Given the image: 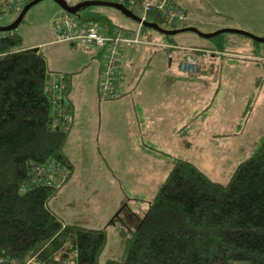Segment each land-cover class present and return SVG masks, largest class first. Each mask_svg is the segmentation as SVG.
<instances>
[{"label":"rangeland","instance_id":"obj_1","mask_svg":"<svg viewBox=\"0 0 264 264\" xmlns=\"http://www.w3.org/2000/svg\"><path fill=\"white\" fill-rule=\"evenodd\" d=\"M65 1L74 4L79 0ZM179 1L182 7L190 3L197 9L200 23H196V28L201 32L235 28L264 37V0ZM127 7L140 16L141 8L137 3L127 4ZM19 9L2 14L0 25L11 23ZM62 11L53 0H40L26 11L14 31L21 36L22 47L41 50L48 69L68 73L70 97L72 101L73 96L80 99L83 112L78 127L84 122V132H74L76 119L73 118L64 151L74 169L52 199L51 209L63 214L66 220L79 219L89 227L105 228L106 245L98 258V264H103L117 249V227L136 225L175 158L192 162L212 180L224 183L237 163L252 154L264 134V42L237 33H224V49L208 60L207 65L200 66L195 74L187 75L178 70L176 60L179 51L188 46L183 41L192 37L208 44L209 40L191 31L166 35L149 29L148 32L163 42L151 47L152 54H162L161 50L168 53L138 60L139 66L144 67L139 71L142 76L134 82L132 92H139L136 90L148 78L165 76L172 79L170 88L175 89L169 104L171 115L146 125L140 103L130 95L132 92L122 93L125 89L122 83L119 86L122 94L115 99L104 101L98 96L95 81L102 67L100 59L94 57L91 63V52L82 43L72 46L56 41L52 24ZM87 12L105 14L121 28L133 29L137 25L119 10L103 5L82 7L70 14L80 17ZM160 26L168 28L170 25L162 22ZM167 36L177 40L172 49L162 47L172 46ZM124 50L125 47L121 58ZM135 52L132 50L133 54ZM247 54L252 56H244ZM170 57L171 66L168 65ZM217 60L222 62L221 68ZM75 67H79V72L73 70ZM218 74L227 81L222 77L214 79ZM181 126L183 129H178ZM115 138H120L121 143L113 141ZM230 264L247 263L231 261Z\"/></svg>","mask_w":264,"mask_h":264},{"label":"trees","instance_id":"obj_2","mask_svg":"<svg viewBox=\"0 0 264 264\" xmlns=\"http://www.w3.org/2000/svg\"><path fill=\"white\" fill-rule=\"evenodd\" d=\"M135 1L142 8L147 0ZM80 18L119 27L99 12ZM146 20L164 22L153 9ZM12 31L0 33V264H98L107 240L105 228L66 220L51 209L73 165L64 151L71 123L51 129L47 94L52 77L63 74L62 96L72 112L67 73L49 71L41 50L22 47L21 36ZM223 35L209 39L211 51L195 48V56L206 53V60L208 54H219L226 43ZM85 47L101 61L99 50ZM51 159L65 166V180L58 186L31 184L39 178L37 168ZM22 185L29 186L23 191ZM117 235V249L103 264H264V134L224 183L175 158L136 225L117 227Z\"/></svg>","mask_w":264,"mask_h":264},{"label":"built area","instance_id":"obj_3","mask_svg":"<svg viewBox=\"0 0 264 264\" xmlns=\"http://www.w3.org/2000/svg\"><path fill=\"white\" fill-rule=\"evenodd\" d=\"M26 1L2 0L0 2V16L6 12L17 10ZM109 1L124 4L126 7L127 4H135L136 2L135 0ZM152 9L161 14L167 25L180 24L186 19L184 8L175 0H159L155 4L147 0L141 8L139 16L141 22H137L136 27L133 29L109 28L107 25L99 22H89L77 15H71L66 11H62L53 21L52 30L56 35L57 41L79 42L95 50H99L98 52L102 55V67L97 88L103 97L113 98L121 92L119 84L124 76L121 58L122 48L140 45L145 42L142 37V20H146V15ZM205 56L206 53L199 56L187 55L180 57L177 61V68L182 73L191 75L195 73L197 64L205 60ZM62 85V74H57L50 80V90L47 94V100L51 104L49 125L52 130L60 126H66L71 121V113L67 110L66 106L67 101L62 96ZM36 172L39 178L34 179L35 181L31 184L39 183L58 186L65 180L68 174L65 166L54 159L39 166ZM28 186L22 185L21 190L25 191Z\"/></svg>","mask_w":264,"mask_h":264},{"label":"crops","instance_id":"obj_4","mask_svg":"<svg viewBox=\"0 0 264 264\" xmlns=\"http://www.w3.org/2000/svg\"><path fill=\"white\" fill-rule=\"evenodd\" d=\"M177 2L179 4H181L179 0H177ZM188 4H189V6H187V5L185 7L183 6L185 8V11H186V19H185V21L182 24L192 25V26L197 27L198 25H196V23L199 22L198 18H197V13H196L197 9L192 7L190 3H188ZM214 26H216V25H214ZM237 26L240 27V25H237ZM127 28H131V27H127ZM143 34H144V36H142V37L145 40L144 43H141L137 47H133V46L125 47V50L123 52L122 70H123L124 76H123V80H122V82H120V84L122 83L124 85L125 89H122V93H123V91L124 92L127 91L128 93H130L132 91H135L134 82L137 81V80H140V77L142 75H139V71H140V69H142L144 67L143 66L141 68L139 66V64H138V60L140 58L147 57L148 59H150V58L154 57V55L162 56L163 53L164 54L168 53V52H164L163 50H161L162 54L160 52H155V53L152 54L153 50H152L151 47L155 46L156 43H158L160 45L163 42L160 41V40L158 41L157 38L154 35H152L150 32H148V31L144 32ZM197 37H200V36H197ZM187 38H188V40L187 41H183V42L188 43V46L185 49H183L182 51H179V53L176 56V60L179 59L180 57L185 56V55H194L195 56L196 55V51H198V50H195V48H197V49H205V50H208L206 48H209V45H210V40L209 39L210 38L208 39L209 40L208 44L206 42H204V41L199 40L198 38H192V37L191 38L187 37ZM171 40H172V42H170V43L175 45L176 44L175 41H177V40L175 38H171ZM58 42H60V41H58ZM245 43L250 48H253V46H251V44H248V42H245ZM72 44L73 43H70V45H72ZM225 46H226V43H225ZM26 47H33V46H26ZM173 47H171V49ZM167 49H169V48H167ZM132 50H136V52H135L136 56L135 57H134L135 54L132 53ZM90 52L91 53H89V56H90V62L91 63H93V58L94 57L100 59L95 54V52H93L92 50H90ZM214 56L215 55H209L208 54V56H207V58H206V60H205V62L203 64L208 62V60L210 61V59L213 58ZM244 56H252V55H248L247 54V55H244ZM172 60H173L172 57H170L169 60H168V65L169 66L172 65ZM88 64H89V62L86 63V65H88ZM217 64H219L220 68L223 66L222 62H220L219 60H217ZM81 68H83V67H81ZM99 68H100V65L98 66L97 74L99 73ZM48 70L51 71V72H54V71H52L50 69H48ZM73 70H76V72H79V67H75V69H73ZM73 70H71L70 72L74 74ZM63 72L65 73V71H63ZM260 76H258V77H260ZM97 77H98V75H97ZM221 77H222V75L218 74V76H215L214 79H216V78L219 79ZM69 80H70V76H69ZM222 80L223 81H227V79H225L223 77H222ZM171 81H172V79L169 80L167 76H165L163 79H158L156 77L148 78L147 80H145L144 82L141 83V85H140L141 88H138L136 90V91H139V92H137V93L132 92L130 94L131 96L136 97L137 101L140 103L139 105L142 107V115L144 116L145 120H147L146 125H148V123L150 125H152L153 121H156L157 119H160L164 115L165 116L166 115H171V112L169 110V107H170L169 104H170V101H172V99H173L172 90L175 89V87L170 88L171 87ZM251 82H253V79H251ZM97 83H98V78L95 81L96 92H97ZM163 84L167 85L168 87L164 86ZM166 88H169V89L168 90H164ZM120 93L118 95H120ZM97 94H98V92H97ZM98 96L100 97L99 94H98ZM115 98H112V99H115ZM101 99H103L104 101L110 100V99H104V98H101ZM68 100H69V103H70L71 109H72V112H70L71 113V121H70L71 128L70 129H72L73 118H75L76 120H75V123H74V125H75L74 126V132L78 131V133H83L84 132L85 123L82 122L81 126L78 127L79 126L78 121L81 119L82 112H83L80 99H78V98L73 96V101H74L73 102L71 97H70V91H69L68 92ZM100 107H101V105H100ZM137 122H138V125L141 124V122H139V121H137ZM163 123L164 122H162V125H163ZM144 124L145 123H143V125ZM82 126H83V128H81ZM183 126H181V128L179 127L178 129H183ZM171 129L172 128H170V130ZM143 131H144V129H143ZM69 132H70V130H69ZM68 137H69V134H68ZM114 140L118 144H120L121 141H122V140H120V138H115V139H113V141ZM69 159H70V157H69ZM70 161H71V159H70ZM71 163H72L73 169H74V164H73V162H71ZM73 169H72V171H73Z\"/></svg>","mask_w":264,"mask_h":264},{"label":"water","instance_id":"obj_5","mask_svg":"<svg viewBox=\"0 0 264 264\" xmlns=\"http://www.w3.org/2000/svg\"><path fill=\"white\" fill-rule=\"evenodd\" d=\"M40 0H30L28 1L20 10L19 14L15 17V19L7 24V25H0V32L4 31H9L13 30L17 27V25L21 22V20L24 17V14L26 11L33 6L34 4L38 3ZM56 2L63 10L67 12H76L78 9L90 5H103V6H109L113 7L117 10H119L123 15L135 20L136 22H141V18L134 14L130 9H128L124 4L118 3V2H113L109 0H80L74 4H69L65 0H53ZM142 25L152 28L162 34L166 35H172L176 33H181L184 31H191L196 33L198 36L209 39L219 33H237L241 35H245L247 37H250L251 39L258 41V42H264V37L261 36H255L248 31H244L241 29H235V28H221L218 30H214L212 32H201L198 30L195 26L192 25H185L181 27H176V28H165L160 26L158 23L151 22L148 20H142Z\"/></svg>","mask_w":264,"mask_h":264},{"label":"bare ground","instance_id":"obj_6","mask_svg":"<svg viewBox=\"0 0 264 264\" xmlns=\"http://www.w3.org/2000/svg\"><path fill=\"white\" fill-rule=\"evenodd\" d=\"M2 1V0H1ZM0 1V2H1ZM30 1V0H29ZM27 2H25L21 7H20V9L26 4ZM19 9V8H18ZM19 9V10H20ZM63 11H65V10H63ZM67 12V11H66ZM68 13H70V12H68ZM4 32H6V33H12L13 31L12 30H9V31H4ZM60 42H63V41H60ZM70 43H72V42H70ZM75 43H77V42H75ZM57 75V74H56ZM63 75V74H62ZM98 80H99V77H98ZM122 80H123V78H122ZM122 80L120 81V82H122ZM63 82H64V75H63ZM97 85H98V83H97ZM66 101H67V99H66Z\"/></svg>","mask_w":264,"mask_h":264}]
</instances>
